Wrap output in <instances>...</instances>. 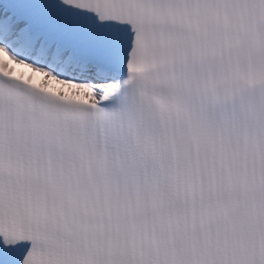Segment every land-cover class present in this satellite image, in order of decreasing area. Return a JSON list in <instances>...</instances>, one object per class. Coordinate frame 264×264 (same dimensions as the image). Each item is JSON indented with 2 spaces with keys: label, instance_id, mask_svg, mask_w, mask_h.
<instances>
[{
  "label": "snow or ice",
  "instance_id": "snow-or-ice-1",
  "mask_svg": "<svg viewBox=\"0 0 264 264\" xmlns=\"http://www.w3.org/2000/svg\"><path fill=\"white\" fill-rule=\"evenodd\" d=\"M0 264H264V0H0Z\"/></svg>",
  "mask_w": 264,
  "mask_h": 264
}]
</instances>
